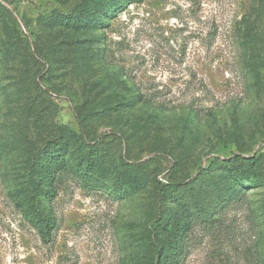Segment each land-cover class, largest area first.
I'll list each match as a JSON object with an SVG mask.
<instances>
[{
  "label": "rangeland",
  "instance_id": "374dc122",
  "mask_svg": "<svg viewBox=\"0 0 264 264\" xmlns=\"http://www.w3.org/2000/svg\"><path fill=\"white\" fill-rule=\"evenodd\" d=\"M82 2L0 0V264L138 263L164 189L154 178L183 184L168 202L192 214L181 264H264V179L250 167L240 186L225 168L264 158V0L130 1L104 27L47 26ZM67 39L94 40L95 58L60 57ZM61 133L104 146L108 182L128 161L149 183L117 199L64 174L44 242L14 193Z\"/></svg>",
  "mask_w": 264,
  "mask_h": 264
},
{
  "label": "trees",
  "instance_id": "16d2710c",
  "mask_svg": "<svg viewBox=\"0 0 264 264\" xmlns=\"http://www.w3.org/2000/svg\"><path fill=\"white\" fill-rule=\"evenodd\" d=\"M130 1L142 0H83L72 13L55 18L49 17L47 26H63L77 32L91 30L97 26L104 27L108 19L122 12ZM94 42L87 39L64 40L61 42L62 47H59L63 52L60 57L68 61L74 59L90 63V60L96 56ZM70 52L74 53V56H71ZM114 106L117 109L119 103ZM111 107L113 106H108L105 113L115 110ZM101 147L104 146L95 138L88 141L75 135L61 133L57 137L46 139L28 159L27 179L18 193H14V200L17 208L38 231L44 242L51 239L52 229L56 223L47 202L57 196L56 183L64 174L74 175L89 183L91 187L101 189L108 196L117 199L133 195L148 186L147 179L127 175L133 168V164L128 161L122 164L120 171L116 173V178L108 182L107 176H113L114 169L107 166ZM250 167L255 168L257 176L264 179L262 156L247 159L236 156L225 163L230 177L239 181L240 186L249 185L245 178L249 177L247 173ZM122 174L124 175L121 176ZM199 179L192 181L188 179L190 181L188 186ZM152 183L154 187L160 185L164 189H160L161 193L156 197L155 220L145 230L144 244L149 255L143 256L136 264H181L184 251L183 237L193 222L192 214L187 207L180 204L173 208L168 202L180 198L185 192L181 191L183 184L171 182L163 185L157 178H154ZM211 210H213L212 206L201 208L205 214Z\"/></svg>",
  "mask_w": 264,
  "mask_h": 264
}]
</instances>
